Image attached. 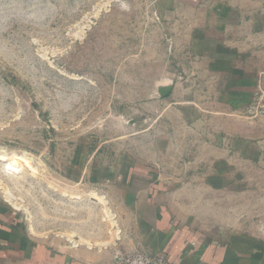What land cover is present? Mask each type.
I'll return each instance as SVG.
<instances>
[{
	"label": "rangeland",
	"instance_id": "374dc122",
	"mask_svg": "<svg viewBox=\"0 0 264 264\" xmlns=\"http://www.w3.org/2000/svg\"><path fill=\"white\" fill-rule=\"evenodd\" d=\"M1 188L52 244L149 201L264 239V0H0Z\"/></svg>",
	"mask_w": 264,
	"mask_h": 264
},
{
	"label": "crops",
	"instance_id": "0c3cea01",
	"mask_svg": "<svg viewBox=\"0 0 264 264\" xmlns=\"http://www.w3.org/2000/svg\"><path fill=\"white\" fill-rule=\"evenodd\" d=\"M148 193L156 195V187H149ZM151 203L133 207L138 211L137 219L120 217L116 238L109 235L102 241L83 237L84 243L63 245L32 237L23 229L16 209L0 202V264H116V254L133 252L161 257L170 264H264L263 238L247 233L211 238L175 227L167 212L149 220L142 218L146 210L153 209Z\"/></svg>",
	"mask_w": 264,
	"mask_h": 264
},
{
	"label": "built area",
	"instance_id": "2783aa9c",
	"mask_svg": "<svg viewBox=\"0 0 264 264\" xmlns=\"http://www.w3.org/2000/svg\"><path fill=\"white\" fill-rule=\"evenodd\" d=\"M114 261L116 264H170L164 258L151 256L143 252L118 253L114 257Z\"/></svg>",
	"mask_w": 264,
	"mask_h": 264
},
{
	"label": "bare ground",
	"instance_id": "6f19581e",
	"mask_svg": "<svg viewBox=\"0 0 264 264\" xmlns=\"http://www.w3.org/2000/svg\"><path fill=\"white\" fill-rule=\"evenodd\" d=\"M26 159H24V164H27V162L25 161ZM32 165V164H31ZM33 166V165H32ZM31 167V166H30ZM33 172H35V169L33 168ZM1 193H2V197L4 198V201L6 203H8L11 207H13L16 210H25V206L23 205V201L16 197L13 193H11L7 188H1ZM62 236H66L68 238L69 241L72 242V245L77 244V243H81V241H83L84 239L77 236L76 234L70 233V234H61ZM110 235L113 238H116L118 236V230H114L110 232ZM77 236L76 239H74V237ZM74 243V244H73ZM107 243H104L103 245H106ZM100 245V243H99ZM102 245V244H101ZM100 245V246H101ZM98 246V245H97Z\"/></svg>",
	"mask_w": 264,
	"mask_h": 264
},
{
	"label": "water",
	"instance_id": "95a60500",
	"mask_svg": "<svg viewBox=\"0 0 264 264\" xmlns=\"http://www.w3.org/2000/svg\"><path fill=\"white\" fill-rule=\"evenodd\" d=\"M166 92H167V91L165 90V91H163V92H162V94H163V95H165V94H166Z\"/></svg>",
	"mask_w": 264,
	"mask_h": 264
}]
</instances>
